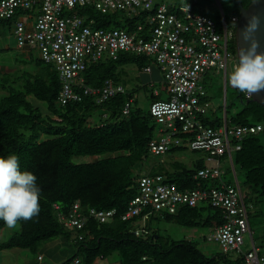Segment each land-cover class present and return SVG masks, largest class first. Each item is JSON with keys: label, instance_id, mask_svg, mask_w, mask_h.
<instances>
[{"label": "trees", "instance_id": "trees-1", "mask_svg": "<svg viewBox=\"0 0 264 264\" xmlns=\"http://www.w3.org/2000/svg\"><path fill=\"white\" fill-rule=\"evenodd\" d=\"M230 1L234 5L231 15H240L237 0ZM240 1L244 8H248L256 0ZM180 9L177 7V12ZM79 13L93 20L96 28L132 32L144 22L140 17H129L123 12L103 14L90 7L79 9ZM231 50L237 54L236 41ZM32 58L35 72L25 73L27 76L21 77L24 82L0 99V156L18 155L21 170L31 171L37 176L41 189L40 212L30 220L18 221L20 230L0 242V251L22 249L37 253L44 243L63 237L73 250L58 264H73L75 258L83 264H95L97 260L106 261L113 255L118 258L114 264H244L242 256L233 257L222 252L208 256L194 240H175L162 236L157 230L151 231L154 216H151L152 226L147 227V236H135L129 229L132 222H141L143 213L131 221L121 219L129 202L138 194L140 170L151 156L148 146L159 130L150 114V106L154 101L167 99L165 90L155 95L154 88L144 86L149 90L150 106L147 109L137 106L130 90L101 105H96L89 97L82 102L59 105L57 98L61 82L55 67L36 55ZM152 62L146 56L122 53L116 60L105 59L90 64L84 77L87 84L95 88L107 79L126 87L125 66L134 65L142 70L152 67ZM0 78L7 84L12 76L3 74ZM205 88L207 91L206 85ZM219 89L222 91L223 87ZM237 93L241 104L235 113L231 114L229 110L235 104L226 100L224 119L208 116L205 123L219 127L226 119L231 125H264V106L238 90ZM30 96L43 102L46 109L31 103L28 100ZM129 100L133 104L129 114L124 115L122 111ZM97 110L102 113L99 119L94 120L92 114ZM187 150L182 146L169 152ZM77 156L101 158L91 163L76 164L72 159ZM233 164L244 174L246 201L253 205L264 204V130L244 139L241 150L233 155ZM203 166L202 157L191 166L174 161L171 169L158 162L147 173L163 175L180 189L217 185V182L195 179V174ZM76 202L83 210H116V214L105 223L89 220L79 232L84 236L80 241L73 231L60 224L54 207L58 205L59 212L67 213ZM159 218L190 228L210 229L222 223L220 210L210 205L183 207L174 215ZM5 227L0 221V229Z\"/></svg>", "mask_w": 264, "mask_h": 264}, {"label": "built area", "instance_id": "built-area-1", "mask_svg": "<svg viewBox=\"0 0 264 264\" xmlns=\"http://www.w3.org/2000/svg\"><path fill=\"white\" fill-rule=\"evenodd\" d=\"M84 7L103 14L123 12L144 22L132 32L96 28L93 20L79 13ZM238 21L239 15L226 18L223 14V29L219 32L216 22L195 13L191 4L177 12L154 0H0V27L8 28L17 48L32 50L55 67L61 82L59 105L82 102L87 97L101 105L118 94H126V87L112 79L95 88L84 77L90 64L116 60L122 53L149 57L163 73L167 99L150 106L159 130L149 143V153L161 156L182 146L200 152L204 166L195 179L218 184L180 189L163 175H141L138 194L121 215L123 221H131L143 213L141 222L131 223L130 231L135 236H147L146 222L155 214L164 217L183 207L210 205L220 210L222 223L210 228L205 240L218 245L224 254L242 256L244 264H264V247L252 239L248 205L233 164V155L241 150L244 139L260 134L264 125H231L224 120L221 126L213 127L204 121L211 105L203 79L210 71L224 72L226 76L229 62L236 57L231 45L236 41ZM144 70L150 73L152 67ZM154 93L159 94L158 90ZM132 104V100L125 104L124 115L129 114ZM224 158L231 164L230 180L225 179L229 171L221 168ZM54 207L60 224L80 241L84 236L79 232L89 220L105 223L116 214V210H83L78 202L67 213L59 212L58 205ZM136 225L139 227L133 229ZM245 234L251 237L247 251L242 248ZM73 264L83 263L75 258Z\"/></svg>", "mask_w": 264, "mask_h": 264}, {"label": "rangeland", "instance_id": "rangeland-1", "mask_svg": "<svg viewBox=\"0 0 264 264\" xmlns=\"http://www.w3.org/2000/svg\"><path fill=\"white\" fill-rule=\"evenodd\" d=\"M166 4H172L174 0H163ZM180 3H185L188 1L191 5H193V9L196 13H201L212 18L216 24L219 32L223 29V14L226 18H229L232 11L234 10V5L230 0H178ZM37 55V53H35ZM233 62H229L228 72L225 76L224 72L215 73V71H210L206 77L203 79V83L207 86V94L208 99L210 101V108L212 109L209 112V117L215 118L225 116L224 106L225 101L229 104L234 103V107L229 109L231 114L237 111V107L241 104L237 99V89L233 88L230 84V73L232 70ZM153 67V74H148L144 69L139 70L134 65H127L124 67L126 75L124 79L128 82V88L133 89L134 98L137 102V106L142 109H147L150 106V100L148 99L149 90L145 89L144 86H147L148 89L154 88L158 91H164L165 85L163 81V73L161 70L156 67ZM35 64L32 59H27L23 56L22 51L17 48L14 36L11 35L10 31L6 27H0V75L3 77V74H8L12 76L9 83H2L0 78V99L8 94L9 90L12 88H18V86L23 83L21 77L27 76L25 73H34L35 72ZM136 78H139L136 80ZM134 79V80H132ZM20 80V81H19ZM14 81H16L14 83ZM149 81H153V86L150 85ZM220 87H223L222 91H220ZM164 96L167 97L166 92L164 91ZM28 100L33 103L35 106L41 107L43 110L46 109V105L43 102L38 101L34 97H28ZM223 107V109H222ZM42 110V111H43ZM45 114V111H43ZM102 112L100 110L94 111L92 114V119H99V114ZM230 114V115H231ZM202 153L194 152L191 150L183 151V152H168L161 156H150L143 168L140 170V173L143 175L147 173L150 168L154 165H157L158 162H162L168 169H171V163L174 161H181L188 166L192 165V159L190 158H200L202 157ZM96 158L100 159L101 157H93V156H77L73 157L72 161L76 164H84L91 163ZM222 169H226L229 173L225 176L226 180H230L232 176V168L231 164L224 158L222 162ZM230 168V169H229ZM236 174L238 177V181L240 183L241 188L244 193L246 188L244 186V174L239 167H235ZM248 213L250 220V228L252 239L258 246H264V204L262 205H253L248 201ZM157 214H155L153 219V228L151 231L157 230L162 236L169 237L175 240H194L198 242L199 248L201 251L208 255H216L221 252L218 245L209 243L205 240L206 236L209 233V228L207 227H185L173 221H167L162 218H159ZM20 230V223L18 222L14 228L6 227L5 233L0 237V242L7 240L14 233ZM1 233V229H0ZM63 237H58L51 241L44 243L40 246L38 251H41L46 244L57 242L58 240H62ZM245 243L243 245V250L247 251L251 248V237L250 234H245L244 237ZM53 242V243H52ZM66 250V254L63 257L70 256L71 251L73 250L71 244H68L67 247H64ZM64 250V249H63ZM12 254H16V264H25V258L28 259H36L37 254L33 253L30 250H22L16 251ZM23 254V256H20ZM67 255V256H66ZM235 257L236 254H232ZM62 257V258H63ZM117 255L111 256L105 262L107 264H114L117 260ZM15 264V263H14ZM41 264H51V260L46 255L44 261H41Z\"/></svg>", "mask_w": 264, "mask_h": 264}, {"label": "clouds", "instance_id": "clouds-1", "mask_svg": "<svg viewBox=\"0 0 264 264\" xmlns=\"http://www.w3.org/2000/svg\"><path fill=\"white\" fill-rule=\"evenodd\" d=\"M260 26V16L248 17L229 77L231 86L248 98L264 90V47L257 37ZM37 179L33 172L21 170L18 155L0 156V221L8 228L39 214Z\"/></svg>", "mask_w": 264, "mask_h": 264}, {"label": "crops", "instance_id": "crops-1", "mask_svg": "<svg viewBox=\"0 0 264 264\" xmlns=\"http://www.w3.org/2000/svg\"><path fill=\"white\" fill-rule=\"evenodd\" d=\"M154 1H155V3H161V2L165 3L163 0H154ZM195 2H196V0H195ZM185 4H190V3L188 1H185V3H182V2L180 3L178 0H174V2H172V4H169V5L175 9L177 7L181 8ZM197 14H201V13H197ZM21 51H22L23 56L27 59H33L32 56L36 55L35 54L36 52H34L32 50L27 49V50H21ZM36 56H38V55H36ZM148 74H150V75L153 74V67H152L151 72ZM138 79L139 78H136V80H138ZM129 80L126 81L127 84L129 82ZM132 80H134V79H132ZM149 83L153 85V81H149ZM127 86L128 85H126L127 90L133 91V89H129ZM190 159H192V163H193L198 158H196V159L190 158ZM5 230H6V227L1 229L0 237H2V235L5 233ZM61 239L62 240H58L57 242H54V243L52 242L53 244H51V243L46 244L47 246H44L41 251H38L36 253L37 257L35 260L25 258V264H41V261H44V258L46 255L51 260V264H58V263H61L62 261H64L66 259V257H63L66 254V251H65L66 249L64 247H67L68 244L64 238H61ZM16 251H22V249H11V250L0 251V264H14V263L16 264V261H15L16 254H12ZM20 256H23V254H21ZM39 257H41V260H39ZM95 264H107V263L104 260H97L95 262Z\"/></svg>", "mask_w": 264, "mask_h": 264}, {"label": "water", "instance_id": "water-1", "mask_svg": "<svg viewBox=\"0 0 264 264\" xmlns=\"http://www.w3.org/2000/svg\"><path fill=\"white\" fill-rule=\"evenodd\" d=\"M240 8V15H239V21L237 24V29H236V45L237 49L240 46V33L242 29L244 28L245 24L247 23L248 17L252 15H258L261 17V26L260 29L257 33V37L261 41L262 47H264V0H256L252 2L248 8H244L243 5L241 4L240 0H237ZM252 100L262 104L264 106V90L258 92V93H253L251 96ZM226 120V119H225ZM147 227L152 226V221L149 220L146 222ZM139 225H136L132 227L133 229L138 228ZM131 228V225L129 226V229Z\"/></svg>", "mask_w": 264, "mask_h": 264}]
</instances>
